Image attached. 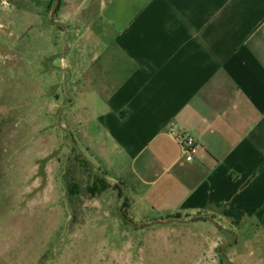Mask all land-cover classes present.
Listing matches in <instances>:
<instances>
[{"label":"crops","instance_id":"obj_1","mask_svg":"<svg viewBox=\"0 0 264 264\" xmlns=\"http://www.w3.org/2000/svg\"><path fill=\"white\" fill-rule=\"evenodd\" d=\"M94 2L107 42L103 84L89 79L105 96L99 171L133 181L120 188L129 220L209 217L201 255L239 244L241 263L264 264V0ZM172 130L198 141L193 162Z\"/></svg>","mask_w":264,"mask_h":264},{"label":"rangeland","instance_id":"obj_2","mask_svg":"<svg viewBox=\"0 0 264 264\" xmlns=\"http://www.w3.org/2000/svg\"><path fill=\"white\" fill-rule=\"evenodd\" d=\"M55 2L0 0V264H243L239 244L201 255L210 222L139 228L122 217L120 188L133 181L99 172V9L60 0L63 30Z\"/></svg>","mask_w":264,"mask_h":264},{"label":"built area","instance_id":"obj_3","mask_svg":"<svg viewBox=\"0 0 264 264\" xmlns=\"http://www.w3.org/2000/svg\"><path fill=\"white\" fill-rule=\"evenodd\" d=\"M170 135L175 139L176 144L181 150L182 161L185 163L193 162L196 158L200 145L196 138L189 133H176L171 131Z\"/></svg>","mask_w":264,"mask_h":264},{"label":"water","instance_id":"obj_4","mask_svg":"<svg viewBox=\"0 0 264 264\" xmlns=\"http://www.w3.org/2000/svg\"><path fill=\"white\" fill-rule=\"evenodd\" d=\"M59 3H60V0H56L55 5H54V7H53V9H52V11H51V19H52L53 21H54V16H55V13H56V11H57V9H58ZM54 22H55L60 28H62L63 30H66L65 26H64L61 22H59V21H54ZM122 208H123V206L120 207V213H121L122 217L124 218ZM124 219H125V221H126L128 224H130V225H132V226H134V227H137V226H136L131 220L126 219V218H124ZM198 219H204V220L209 221V222L213 223L214 225L218 226V225L214 222V220L211 219V218H209V217L196 218V219H194V220H198ZM174 221L181 222L180 220H174ZM168 222H171V221H168ZM154 223H162V222H161V221H157V222H154ZM146 226H148V224L142 225V226H140L139 228H144V227H146ZM221 229H222V230H225V229H223V228H221ZM225 231H227V230H225ZM235 239H236V236H235ZM235 241H236V240H235ZM235 241L233 242V244L235 243ZM227 248H228V245H225V246L222 248V251H221V253H223L222 255H225V254H226L225 251H226Z\"/></svg>","mask_w":264,"mask_h":264},{"label":"trees","instance_id":"obj_5","mask_svg":"<svg viewBox=\"0 0 264 264\" xmlns=\"http://www.w3.org/2000/svg\"><path fill=\"white\" fill-rule=\"evenodd\" d=\"M83 161L84 162H86V163H89V162H87L85 159H83ZM100 172V171H99ZM100 176H101V178L102 179H104L105 180V176L100 172ZM73 188V187H72ZM74 189H75V187H74ZM73 191V190H72ZM76 191V190H75ZM91 194L92 195H94L95 194V191H91ZM126 205H127V203H126V201H125V203H124V205H123V215H124V209H125V207H126ZM126 217V216H125ZM176 218H180V217H176Z\"/></svg>","mask_w":264,"mask_h":264},{"label":"flooded vegetation","instance_id":"obj_6","mask_svg":"<svg viewBox=\"0 0 264 264\" xmlns=\"http://www.w3.org/2000/svg\"><path fill=\"white\" fill-rule=\"evenodd\" d=\"M54 22V21H53Z\"/></svg>","mask_w":264,"mask_h":264}]
</instances>
